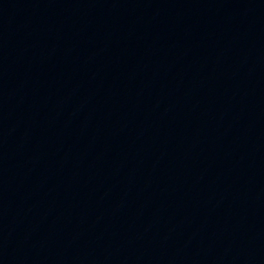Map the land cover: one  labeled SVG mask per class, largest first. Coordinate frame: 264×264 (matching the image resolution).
I'll list each match as a JSON object with an SVG mask.
<instances>
[{"label":"water","instance_id":"95a60500","mask_svg":"<svg viewBox=\"0 0 264 264\" xmlns=\"http://www.w3.org/2000/svg\"><path fill=\"white\" fill-rule=\"evenodd\" d=\"M0 264H264V0H0Z\"/></svg>","mask_w":264,"mask_h":264}]
</instances>
